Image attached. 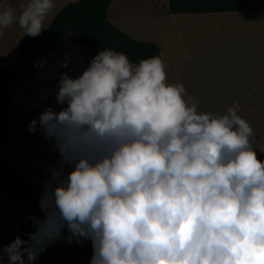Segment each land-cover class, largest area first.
Returning <instances> with one entry per match:
<instances>
[{
	"label": "clouds",
	"instance_id": "clouds-1",
	"mask_svg": "<svg viewBox=\"0 0 264 264\" xmlns=\"http://www.w3.org/2000/svg\"><path fill=\"white\" fill-rule=\"evenodd\" d=\"M55 8L0 3V35L18 24L38 36ZM166 69L158 56L133 62L103 48L78 76L60 73L64 106L38 117L60 153L39 200L45 218L0 250V264H35L64 228L68 242H91L89 264H264V159L253 127L238 105L201 111Z\"/></svg>",
	"mask_w": 264,
	"mask_h": 264
},
{
	"label": "rangeland",
	"instance_id": "rangeland-1",
	"mask_svg": "<svg viewBox=\"0 0 264 264\" xmlns=\"http://www.w3.org/2000/svg\"><path fill=\"white\" fill-rule=\"evenodd\" d=\"M69 1L71 0H56V8L45 20V27L49 26L52 17ZM0 3L19 7L22 0H0ZM117 9H120V13L116 12ZM167 9V0H115L109 19L112 22H120L116 25L136 39L159 43L162 26H168L169 32H172V22L168 18L164 20L161 18L162 15L167 14ZM196 15L199 18H196L199 24H193L194 28L191 31L194 33L192 37L195 48L206 45L214 49L234 48L233 45H237L234 44L236 39L223 37L228 36L227 33H233V36L242 33L243 37H246L249 32L255 34L254 39L244 38L240 41L242 44L245 45V41H252L255 47H257L256 44H259L261 48L264 46V11ZM23 34L18 24L4 29L3 34L0 35L1 64L7 66L13 64L18 54V41ZM162 47L169 81L183 82L201 111L223 113L227 107L238 105L239 114L246 118L254 129V147L257 146V140L261 139V157H263L264 56L262 55L261 66L256 68L259 79L255 76L250 92L243 93L245 99H255L257 102H222V98L230 99L242 94L238 90L239 80L237 71L233 67L218 65V68L212 70L194 69L195 67H192L194 64L189 66L187 61L184 64L187 66L186 69L179 70L185 67L180 66L178 70H175L171 61L168 62V59H171L167 55L165 46L162 45ZM184 49L182 60L186 61L188 57L192 58L190 45ZM95 54L97 51L89 46L76 42H58L44 55L42 66L31 74L24 75L13 91L15 123L9 135L7 149L0 151V250L17 236L25 239L24 222L28 218L32 220L35 230L40 227L38 221H43L45 218V212L41 209L39 200L44 191L45 182L52 176V169L58 166L60 153L53 146V142L43 134L38 117L46 107L51 106L58 111L64 106L58 104L55 98L60 73L66 72L70 76H78ZM178 55L179 52H176V56ZM65 61L66 67L63 66ZM34 118L37 119V130L47 144L44 151L37 149L25 130V125ZM64 168L67 171L68 165L65 164ZM7 191H11L12 194L9 195ZM23 194H28L29 197H24ZM85 241L81 239L79 243L65 242L59 246H55L52 241L46 245L51 248L48 257L44 260L37 259L35 264H89L92 246L89 240Z\"/></svg>",
	"mask_w": 264,
	"mask_h": 264
},
{
	"label": "trees",
	"instance_id": "trees-1",
	"mask_svg": "<svg viewBox=\"0 0 264 264\" xmlns=\"http://www.w3.org/2000/svg\"><path fill=\"white\" fill-rule=\"evenodd\" d=\"M112 0H76L60 8L49 26L38 36L24 35L18 41V54L11 66L0 63V149L6 144L15 123L13 115V91L24 75L31 74L41 64L44 55L58 42H76L99 49L113 48L122 51L133 61L158 56L160 46L152 41L139 40L123 31L108 18ZM169 14H207L223 12L264 11V0H167ZM29 124V123H28ZM25 130L38 150L47 144L36 130ZM29 197L28 194H23ZM36 231L31 219L24 222V238ZM61 237L53 240L55 246L64 243L68 236L66 228ZM50 247L39 254V260L48 257Z\"/></svg>",
	"mask_w": 264,
	"mask_h": 264
},
{
	"label": "crops",
	"instance_id": "crops-1",
	"mask_svg": "<svg viewBox=\"0 0 264 264\" xmlns=\"http://www.w3.org/2000/svg\"><path fill=\"white\" fill-rule=\"evenodd\" d=\"M71 1H76V0H71ZM114 3H115V0H112L110 9L108 12V18L111 12H113ZM116 12L120 13V9H117ZM236 16H238V14ZM241 16L243 15L241 14ZM161 18L163 20L165 18L166 19L168 18L170 22H172V26H171L172 32L171 33L169 32L170 29L168 26H162L161 27L162 36L159 38L160 39L159 43L157 42V44L160 46V49H161V59L162 60H163V47H162L163 45L166 48L167 55L171 59V60L168 59V62L171 61L173 69L175 68V70H178L177 68H179L180 66H183V67L185 66V67L179 70L186 69L187 66L184 64H186L187 61L189 62V66L190 64H194L192 65V67H195L194 69L204 68L207 70H212V69L218 68L219 67L218 65H221V66L228 65L229 67H233V69L237 71V78L239 80L238 84L240 85V87H238V90L242 94L239 96L235 95L237 97L233 96V98H230V99L222 98L221 101L222 102H225V101L257 102L255 99H250V98L245 99L243 93L250 92V87L252 83L254 82L255 76H257V78L259 79V72L256 71V68L261 66L260 63L262 62V55L264 56V46L261 48L259 44H256L257 47H255V43L252 41H249V42L245 41V45L240 42L241 40H244V38L253 40L255 36L254 33L252 34V32H249L248 34H246L248 35L246 37H243L244 34L242 33L237 34V36H233V33H227L228 36H224L223 38L236 39L234 44H237V45H233L234 48L221 47L222 49H214L212 46L207 47V45L205 47L197 46L195 48L193 47L194 43H193V37H192L194 33L191 31L194 28L193 24H199V21H196L197 19H199L196 14H169L167 12V14L162 15ZM116 23L117 22H114L115 25ZM187 45H190L189 50L192 55V58L188 57L186 61H183L182 54L185 53L184 48H186ZM176 52H179L178 56H176ZM246 96L249 97L251 95H246ZM8 141H9V138L6 144L4 145V147L0 149V151L4 150L5 148L7 149ZM260 141L261 139L257 140V144L255 143L257 145L255 149L258 154V158L264 159V156L261 157V149H262L261 146L262 145L260 144L261 143ZM65 242H67L68 244V240H66ZM71 242H76V241L75 239H73ZM85 242H87V240Z\"/></svg>",
	"mask_w": 264,
	"mask_h": 264
},
{
	"label": "built area",
	"instance_id": "built-area-1",
	"mask_svg": "<svg viewBox=\"0 0 264 264\" xmlns=\"http://www.w3.org/2000/svg\"><path fill=\"white\" fill-rule=\"evenodd\" d=\"M7 193H8L9 195H11V194H12V192H11V191H7Z\"/></svg>",
	"mask_w": 264,
	"mask_h": 264
}]
</instances>
